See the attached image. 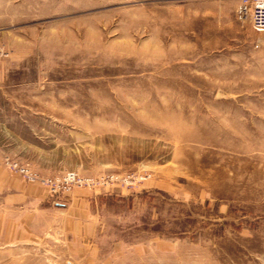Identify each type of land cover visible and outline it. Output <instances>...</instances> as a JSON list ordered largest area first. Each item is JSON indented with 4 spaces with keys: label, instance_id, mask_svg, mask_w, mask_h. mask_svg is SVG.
I'll return each instance as SVG.
<instances>
[{
    "label": "rangeland",
    "instance_id": "1",
    "mask_svg": "<svg viewBox=\"0 0 264 264\" xmlns=\"http://www.w3.org/2000/svg\"><path fill=\"white\" fill-rule=\"evenodd\" d=\"M238 4L0 0V264H264Z\"/></svg>",
    "mask_w": 264,
    "mask_h": 264
},
{
    "label": "built area",
    "instance_id": "2",
    "mask_svg": "<svg viewBox=\"0 0 264 264\" xmlns=\"http://www.w3.org/2000/svg\"><path fill=\"white\" fill-rule=\"evenodd\" d=\"M237 12L240 16L249 15L252 27L264 31V0H239ZM22 170L25 171V168Z\"/></svg>",
    "mask_w": 264,
    "mask_h": 264
}]
</instances>
